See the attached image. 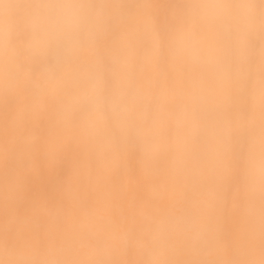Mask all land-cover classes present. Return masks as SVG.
Segmentation results:
<instances>
[{
  "label": "bare ground",
  "instance_id": "obj_1",
  "mask_svg": "<svg viewBox=\"0 0 264 264\" xmlns=\"http://www.w3.org/2000/svg\"><path fill=\"white\" fill-rule=\"evenodd\" d=\"M0 264H264V0H0Z\"/></svg>",
  "mask_w": 264,
  "mask_h": 264
}]
</instances>
